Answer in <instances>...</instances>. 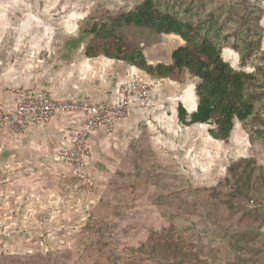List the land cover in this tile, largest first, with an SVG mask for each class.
<instances>
[{"label":"rangeland","instance_id":"374dc122","mask_svg":"<svg viewBox=\"0 0 264 264\" xmlns=\"http://www.w3.org/2000/svg\"><path fill=\"white\" fill-rule=\"evenodd\" d=\"M135 1L0 0V110L18 90L44 86L57 72H68L87 58L84 48L93 20H104ZM160 5L199 25L234 65V39L257 31L264 49V0H160ZM119 35L139 45L152 64L170 62L173 48L184 42L140 27H124ZM97 65L103 69V63ZM132 74L150 84V104L109 138L105 153L88 167V183H79L67 169L59 179L46 175L49 182L32 216L25 215L33 209L27 196L21 189L10 192L9 172H1L0 264L171 261L172 256L162 255L140 259L126 250L153 233L183 247L188 258L178 264H264V124L236 122L226 141L214 140L208 125L184 126L177 119L179 100L193 106L194 77L154 80L134 68L127 80ZM242 158L254 161L257 187L249 205L239 209L241 201L227 197L225 178ZM12 197H20L14 209L8 201ZM238 231L246 233L247 245L235 241ZM101 236L111 238L106 249Z\"/></svg>","mask_w":264,"mask_h":264},{"label":"trees","instance_id":"16d2710c","mask_svg":"<svg viewBox=\"0 0 264 264\" xmlns=\"http://www.w3.org/2000/svg\"><path fill=\"white\" fill-rule=\"evenodd\" d=\"M124 27L146 28L155 34H174L184 42L173 48L170 62L152 64L146 60L139 45H129L119 35ZM88 36L89 41L84 48L87 58L101 54L108 59H119L154 80L169 78L181 82L186 74L194 77V103L191 108L186 106L189 110L195 108L189 112L181 100L176 106L181 125L206 124L207 134L212 139L226 141L236 122L242 125L249 121H253V125L264 124V49L261 48L259 32L252 31L239 42L234 39L230 43L238 53V61L234 65L223 57L220 44L199 25L161 8L160 0H136L128 9L114 11L104 20H93ZM251 163H254L251 158L233 162L229 168L230 175L225 178V186L229 189L227 197L232 202L241 201L239 209L252 201L251 194L257 187L253 182L256 176H253ZM261 183L264 185V181ZM254 214H258L256 209ZM107 237L99 238L104 241L102 247L105 249L111 239ZM234 237L235 241H243L247 245L243 231H238ZM169 241L153 233L146 241L135 243L126 250L140 259L154 260L160 255L173 257L171 261L159 260L161 264H178V260L186 262L188 257L183 247L168 244Z\"/></svg>","mask_w":264,"mask_h":264},{"label":"crops","instance_id":"0c3cea01","mask_svg":"<svg viewBox=\"0 0 264 264\" xmlns=\"http://www.w3.org/2000/svg\"><path fill=\"white\" fill-rule=\"evenodd\" d=\"M85 60V61H83ZM103 63V69L97 65V62ZM66 68L52 79L46 80L44 88L48 90L52 96L56 98H70L90 102H99L109 100L115 97L119 86L126 81L131 70H134L130 64L119 59H82L78 63ZM96 67L95 74L89 70ZM105 67V68H104ZM92 70V71H93ZM103 70V74H100ZM102 76V77H101ZM99 81V82H98ZM186 109L190 112L184 100H181ZM14 97L12 103L4 106L3 110H9L14 106ZM144 109L134 103L126 116L115 128L112 134L105 135L100 130L91 133L89 137V158L88 167L94 163V159L100 154L105 153L103 146L106 145L110 137L119 133L118 131L131 120L132 115L139 113ZM80 123L79 118L73 114L59 113L52 117L50 121L43 125L29 128L23 134L16 136L7 128H0V176L1 172H9L6 180L10 183V192L21 189L26 195V202L33 209L26 212L25 215L31 213L36 216L34 208L38 202L40 207L42 201L43 189L49 182L46 179L51 175L53 179H59L64 176L66 166L63 162L56 158V150L62 142V130L67 127H73ZM115 140V139H114ZM11 172V173H10ZM1 179V178H0ZM47 181V182H45ZM18 198H10L8 201L12 207L19 201Z\"/></svg>","mask_w":264,"mask_h":264},{"label":"built area","instance_id":"2783aa9c","mask_svg":"<svg viewBox=\"0 0 264 264\" xmlns=\"http://www.w3.org/2000/svg\"><path fill=\"white\" fill-rule=\"evenodd\" d=\"M151 98L147 82L138 74H132L122 83L114 98L99 102L56 98L42 88H23L16 92L11 109L0 110V128L19 136L29 128L47 123L56 114H73L80 123L62 130L56 158L65 164L73 178L86 184L90 180L88 141L91 133L100 130L112 134L134 103L146 109Z\"/></svg>","mask_w":264,"mask_h":264}]
</instances>
